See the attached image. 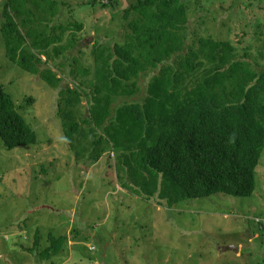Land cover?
Here are the masks:
<instances>
[{"label":"trees","instance_id":"16d2710c","mask_svg":"<svg viewBox=\"0 0 264 264\" xmlns=\"http://www.w3.org/2000/svg\"><path fill=\"white\" fill-rule=\"evenodd\" d=\"M64 5L1 4L6 57L52 88L61 77L48 61L74 49L83 30L80 21L59 20ZM123 18V42L92 46V72L74 58L78 72L91 73L88 85L59 90L57 114L68 148L90 163L110 149L121 186L168 205L213 193L251 195L264 148V68L245 58L248 48L240 54L231 41L197 34L189 42L182 0H131ZM148 71L154 74L142 100H125ZM83 98L87 113L79 110ZM0 138L7 149L36 141L3 86ZM66 239L49 232L46 255L58 254Z\"/></svg>","mask_w":264,"mask_h":264},{"label":"rangeland","instance_id":"374dc122","mask_svg":"<svg viewBox=\"0 0 264 264\" xmlns=\"http://www.w3.org/2000/svg\"><path fill=\"white\" fill-rule=\"evenodd\" d=\"M64 1L59 20L80 21L83 30L74 49L47 63L61 77L56 88L12 63L0 32V87L36 134L33 144L13 149L0 138V264H264V148L251 195L213 193L172 205L121 186L110 149L90 163L68 148L59 90L88 85L91 73L78 72L74 58L92 72L95 42H123L131 0ZM182 1L189 42L197 34L231 41L264 68V0ZM153 74H142L138 91L125 100L141 101ZM86 104L83 98L80 112H88ZM49 232L67 239L47 256Z\"/></svg>","mask_w":264,"mask_h":264},{"label":"water","instance_id":"95a60500","mask_svg":"<svg viewBox=\"0 0 264 264\" xmlns=\"http://www.w3.org/2000/svg\"><path fill=\"white\" fill-rule=\"evenodd\" d=\"M225 249H233V250H235V251L238 250L237 248H235V247H231V246H228V247H226Z\"/></svg>","mask_w":264,"mask_h":264}]
</instances>
